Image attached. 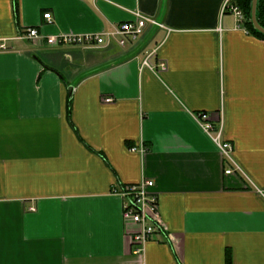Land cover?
<instances>
[{
  "label": "crops",
  "instance_id": "1",
  "mask_svg": "<svg viewBox=\"0 0 264 264\" xmlns=\"http://www.w3.org/2000/svg\"><path fill=\"white\" fill-rule=\"evenodd\" d=\"M223 3L0 0V264H264V41ZM137 14L163 27L125 46L46 41ZM199 112L222 121L240 172ZM142 180L162 231L136 255L114 191Z\"/></svg>",
  "mask_w": 264,
  "mask_h": 264
},
{
  "label": "built area",
  "instance_id": "2",
  "mask_svg": "<svg viewBox=\"0 0 264 264\" xmlns=\"http://www.w3.org/2000/svg\"><path fill=\"white\" fill-rule=\"evenodd\" d=\"M224 13L233 14L239 22L238 27H241L245 23V14L235 0H224L222 14ZM44 18L48 22H51V13L44 14ZM150 25L158 28L163 27L158 21L142 14H137L135 21L114 25L112 29L100 33H61L58 35L47 36L46 41L50 47L67 45L104 47L108 46L112 41H116L120 46H125L129 42L139 39ZM26 37L28 39L43 38L35 28H29ZM0 47L3 49L5 48V45L3 44ZM143 65L149 67L151 70H156L164 66L163 64H160L158 67L151 64L148 60H146ZM193 117L201 130L221 151L223 158L228 165V169L225 173L232 174L240 172L241 170L234 160L233 145L225 141L223 138L222 121L220 120L218 124H215L211 120L210 114L207 112L196 113ZM131 150L133 152L139 151L142 154L147 152V149L144 146L140 148H132ZM153 186V181L142 180L138 184L124 186L120 188V190L114 191L115 194L121 196L125 200L123 214L125 220H130L139 226V231L132 237L133 252L136 255H142L146 244L159 232L160 226L157 219L158 202L157 197L151 192ZM30 210L35 211L36 209L31 207Z\"/></svg>",
  "mask_w": 264,
  "mask_h": 264
},
{
  "label": "trees",
  "instance_id": "3",
  "mask_svg": "<svg viewBox=\"0 0 264 264\" xmlns=\"http://www.w3.org/2000/svg\"><path fill=\"white\" fill-rule=\"evenodd\" d=\"M237 4L241 7L245 14V23L244 27L247 30V32L261 40L264 41V34L257 31L252 23V2L253 0H235ZM257 19L259 24L264 28V0H259L258 8H257ZM81 139V138H80ZM82 140V139H81ZM83 141V140H82ZM83 143L93 152L97 153L103 160L109 165L108 161L106 160L105 156L101 152H97L93 148H91L85 141ZM162 229L159 227V232H161ZM158 232V233H159ZM167 243H170V239L167 237L165 238ZM227 263L230 264V257L227 260Z\"/></svg>",
  "mask_w": 264,
  "mask_h": 264
},
{
  "label": "water",
  "instance_id": "4",
  "mask_svg": "<svg viewBox=\"0 0 264 264\" xmlns=\"http://www.w3.org/2000/svg\"><path fill=\"white\" fill-rule=\"evenodd\" d=\"M258 3H259V0H253L252 2V13H251L252 19L251 20L256 30L264 34V28L259 24L258 19H257Z\"/></svg>",
  "mask_w": 264,
  "mask_h": 264
},
{
  "label": "rangeland",
  "instance_id": "5",
  "mask_svg": "<svg viewBox=\"0 0 264 264\" xmlns=\"http://www.w3.org/2000/svg\"><path fill=\"white\" fill-rule=\"evenodd\" d=\"M142 37V36H141ZM141 37L139 39H141Z\"/></svg>",
  "mask_w": 264,
  "mask_h": 264
}]
</instances>
